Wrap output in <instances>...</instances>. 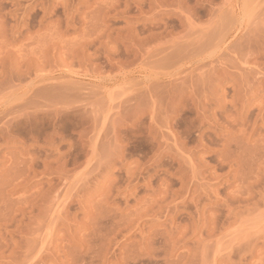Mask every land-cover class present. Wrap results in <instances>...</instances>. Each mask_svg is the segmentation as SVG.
<instances>
[{
    "label": "rangeland",
    "instance_id": "374dc122",
    "mask_svg": "<svg viewBox=\"0 0 264 264\" xmlns=\"http://www.w3.org/2000/svg\"><path fill=\"white\" fill-rule=\"evenodd\" d=\"M0 264H264V0H0Z\"/></svg>",
    "mask_w": 264,
    "mask_h": 264
}]
</instances>
